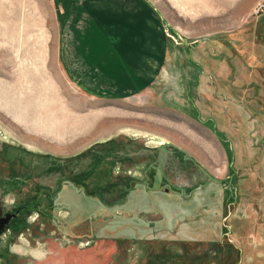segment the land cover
<instances>
[{
    "label": "rangeland",
    "instance_id": "374dc122",
    "mask_svg": "<svg viewBox=\"0 0 264 264\" xmlns=\"http://www.w3.org/2000/svg\"><path fill=\"white\" fill-rule=\"evenodd\" d=\"M100 1L0 0V264H264V0ZM70 16L140 84L68 79Z\"/></svg>",
    "mask_w": 264,
    "mask_h": 264
},
{
    "label": "crops",
    "instance_id": "0c3cea01",
    "mask_svg": "<svg viewBox=\"0 0 264 264\" xmlns=\"http://www.w3.org/2000/svg\"><path fill=\"white\" fill-rule=\"evenodd\" d=\"M93 15L89 14L92 17ZM75 22L71 16L64 21V30L58 43L60 65L68 79L74 80L80 87L92 88L97 84L99 89L112 85L128 86L131 80L140 84V79L145 78V74L141 73L147 71V62L144 57L140 58L145 56L146 51L141 50L138 43L130 42L129 47H132V44L134 47L127 50L123 39H120L119 43H109V32L102 27V30L100 27L99 30L94 24H89L84 30H72V24ZM100 33L103 38L99 37ZM137 62H141L145 68H136Z\"/></svg>",
    "mask_w": 264,
    "mask_h": 264
},
{
    "label": "clouds",
    "instance_id": "9594fccd",
    "mask_svg": "<svg viewBox=\"0 0 264 264\" xmlns=\"http://www.w3.org/2000/svg\"><path fill=\"white\" fill-rule=\"evenodd\" d=\"M116 172L117 174L119 173V165H117ZM11 203H13V201L5 198V204H11ZM37 215L38 214L36 213L29 215L27 218V222L28 223L34 222L35 219L37 218ZM10 235H11V229L9 228L5 231L4 234L0 235V240H3L6 243L7 238ZM9 251L21 257L29 256L37 262L43 261L44 259H46L48 255V250L45 244L37 240L35 242V245L33 246L32 242L23 233H21L17 237L15 243L9 246Z\"/></svg>",
    "mask_w": 264,
    "mask_h": 264
},
{
    "label": "flooded vegetation",
    "instance_id": "af4514ba",
    "mask_svg": "<svg viewBox=\"0 0 264 264\" xmlns=\"http://www.w3.org/2000/svg\"><path fill=\"white\" fill-rule=\"evenodd\" d=\"M0 234L6 231L9 226H12L14 222L17 221L18 206H12L9 209L1 207L0 204ZM13 226L11 228V231Z\"/></svg>",
    "mask_w": 264,
    "mask_h": 264
}]
</instances>
